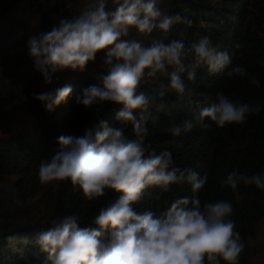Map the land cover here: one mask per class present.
Here are the masks:
<instances>
[{
    "label": "clouds",
    "instance_id": "9594fccd",
    "mask_svg": "<svg viewBox=\"0 0 264 264\" xmlns=\"http://www.w3.org/2000/svg\"><path fill=\"white\" fill-rule=\"evenodd\" d=\"M157 4L158 0H89L78 14L61 18L51 30L27 40V54L48 84L58 70L84 71L103 53L104 71L97 75L96 83L76 95V102L85 108L103 102L118 105L115 120L130 122L135 133L130 139L122 127L99 120L82 136H60V150L50 161H41L42 184L70 181L88 200L105 196L109 189L120 194L100 208L92 222L95 228H81L79 215L72 214L53 221L39 233L36 243L47 253L50 264H238L245 248L235 221L230 219L231 202L201 204L197 193L206 185L207 174L201 177L191 168L175 167L171 151L157 154L146 144L150 101L140 91L146 78L166 77L168 83H161V89L183 97L185 75L192 81L201 66L218 74L231 65L230 54L212 45L207 37L191 48L176 39L167 43L153 40L145 45L130 38L132 29L150 35L154 31L167 34L180 23L192 26V20L179 13L167 15ZM234 74L248 75L242 66H233L227 72L228 76ZM250 83L260 85L255 77ZM72 93V86L65 85L54 93L34 94V98L51 111ZM160 95L163 97L165 91ZM194 103L193 116L169 129L173 136L191 132L206 118L223 128L230 123L244 124L249 115L261 111L259 103L237 104L223 93H217L215 103ZM184 182L191 185L193 195L176 198L159 216L150 210H134L133 205L141 201L149 187L167 192L172 184ZM241 182L264 190V173L246 176L232 171L220 181L233 191ZM15 239L8 237L9 242Z\"/></svg>",
    "mask_w": 264,
    "mask_h": 264
},
{
    "label": "trees",
    "instance_id": "16d2710c",
    "mask_svg": "<svg viewBox=\"0 0 264 264\" xmlns=\"http://www.w3.org/2000/svg\"><path fill=\"white\" fill-rule=\"evenodd\" d=\"M88 2L6 0L0 8V62L7 75L25 85L28 102L23 105L24 110L34 119L30 125L21 121L20 130L16 133L0 135V184L12 175L18 177L8 191L22 190L28 183L29 173L39 167L41 161L51 160L61 148L60 136H82L87 128L104 120L109 126L122 127L128 138H135L130 122L115 120L118 105L103 102L85 108L76 102V95L96 83L97 75L104 71L101 63L103 53L97 55L95 62H89L84 71L58 70L53 74L51 84L44 81L27 54L29 36L51 30L61 18L78 14ZM157 6L165 14L179 13L192 20L193 24L191 27L176 24L171 32L163 33L156 40L165 43L172 39L182 40L186 47L191 48L207 37L212 45H218L230 54L229 69L242 66L248 73L247 77L228 76L229 69H225L212 74L204 65L197 69L194 80H187L185 75L183 97L170 89H161V83H168L164 76L146 78L140 91L150 101L146 114L149 116L146 136L149 151L157 154L171 151L173 166L191 168L201 177L207 174L206 185L197 193L201 204L220 200L231 202L233 213L230 219L235 221L236 231L245 243L238 264H253L250 242L257 235L264 218V190L241 182L233 191L230 186L221 185L220 181L232 171L246 176L264 173V0H158ZM137 32L132 29L131 36ZM160 33L154 31L143 35L154 39ZM253 77L260 81L259 87L250 83ZM65 85L72 86V95L51 111L34 98V94L54 93ZM162 90L165 91L163 97L160 95ZM217 93H223L237 104L259 103L261 111L249 115L244 124L230 123L221 128L206 118L203 125L197 124L191 132L179 137L169 132L174 124L193 116L195 101L200 100L202 106L205 100L208 104L215 103ZM23 106L7 110L4 99L0 97V117L11 126L16 111ZM51 184L50 198L40 217L13 228L0 229V264H50L47 253L36 243L39 233L50 227L53 221L72 214L79 215L81 228H95L92 222L100 208L114 202L120 195L109 189L105 196L88 200L82 190L74 188L70 181H53ZM192 195L191 185L187 182L172 184L167 192L149 187L133 208L138 213L150 210L159 216L176 198ZM9 236H15V241L9 242Z\"/></svg>",
    "mask_w": 264,
    "mask_h": 264
},
{
    "label": "rangeland",
    "instance_id": "374dc122",
    "mask_svg": "<svg viewBox=\"0 0 264 264\" xmlns=\"http://www.w3.org/2000/svg\"><path fill=\"white\" fill-rule=\"evenodd\" d=\"M211 1L217 2L219 0ZM4 4H6V0H0V8ZM162 35L163 33H160L154 39H151L137 32L130 38L141 40L145 45H149ZM21 121L28 125L34 122L33 117L24 110V106L16 111L11 126L8 125L7 120L0 117V135L18 132ZM17 178L16 175H12L0 184V229L13 228L22 223L35 221L45 211V207L48 204L52 184L51 182L47 184L40 182L39 167L29 173L27 177L28 183L22 190L14 189L13 192L11 190L8 191ZM250 243L252 246L253 264H264V218L259 225L257 235L251 239Z\"/></svg>",
    "mask_w": 264,
    "mask_h": 264
},
{
    "label": "built area",
    "instance_id": "2783aa9c",
    "mask_svg": "<svg viewBox=\"0 0 264 264\" xmlns=\"http://www.w3.org/2000/svg\"><path fill=\"white\" fill-rule=\"evenodd\" d=\"M0 97L4 99V105L7 110L28 102V95L25 91V85L22 82L15 81L7 75L0 62Z\"/></svg>",
    "mask_w": 264,
    "mask_h": 264
}]
</instances>
